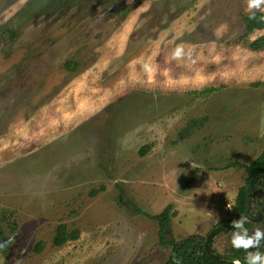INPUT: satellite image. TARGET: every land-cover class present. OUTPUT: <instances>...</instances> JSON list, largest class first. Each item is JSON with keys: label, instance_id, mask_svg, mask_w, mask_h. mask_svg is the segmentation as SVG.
Listing matches in <instances>:
<instances>
[{"label": "rangeland", "instance_id": "374dc122", "mask_svg": "<svg viewBox=\"0 0 264 264\" xmlns=\"http://www.w3.org/2000/svg\"><path fill=\"white\" fill-rule=\"evenodd\" d=\"M248 14L247 0H0V264H166L146 215L170 206L176 242L230 216L247 178L230 165L264 148V51L248 49L264 26L245 35ZM59 225L77 238L53 245ZM231 247L228 231L212 241Z\"/></svg>", "mask_w": 264, "mask_h": 264}, {"label": "trees", "instance_id": "16d2710c", "mask_svg": "<svg viewBox=\"0 0 264 264\" xmlns=\"http://www.w3.org/2000/svg\"><path fill=\"white\" fill-rule=\"evenodd\" d=\"M66 1V0H64ZM62 6H65L62 4ZM95 8H99L100 4H97L93 6ZM104 8V7H101ZM129 9L125 6H120L116 8V10H112L113 14H119L120 12L126 11ZM245 22V35H248L249 33L253 32L254 30H260L264 26V13L263 12H256V15L254 17L251 16V14L245 15L243 17ZM3 31V30H2ZM3 32H8L11 37L15 36L14 31L11 30H4ZM248 49L251 51L259 52L264 51V35L256 38L252 42L248 44ZM70 62L66 63V68L69 70L71 69ZM255 85H264V80L262 82H258ZM149 149V147H144L143 149H140L139 154L140 156H144L146 154V150ZM242 166L247 174V178L245 180V186L241 187L238 191V196L236 199V206L235 210L237 212L241 213L245 210L244 208V200H245V187L248 183V181L258 175H263L262 178H259L252 186L250 191V198H252L253 195H256L258 192H264V148L260 152V154L249 164L242 165L241 163H232L230 167L234 166ZM197 169H194L195 175ZM194 180V177H190L185 183L184 186H189ZM102 188H100L101 190ZM121 191V190H120ZM99 191H91L92 195H95ZM133 208L140 214H143L140 210L137 209L135 205H133ZM144 215V214H143ZM146 215V214H145ZM174 212L171 213L170 206H166L159 214L154 216L146 215L148 218L155 221L158 225V237L160 240V243L164 246H170V254L167 259V264H224L220 261H214L211 259L210 255L207 254V252L204 249L203 246V239L198 236H189L183 239H180L178 242L176 241H168L167 240V234L170 232V223L172 217H174ZM2 227L0 226V238H2L3 243L6 245L8 242L5 240L2 232ZM77 238V233L70 232L67 230L65 225H59L54 233L52 244L55 246H60L67 242L68 240H73ZM40 249V245H36L35 251L38 252ZM234 251V250H233ZM238 257V260L241 261V264L246 263L244 260H242L241 255L235 254L231 260ZM222 261V260H221ZM228 264H232L231 262Z\"/></svg>", "mask_w": 264, "mask_h": 264}, {"label": "clouds", "instance_id": "9594fccd", "mask_svg": "<svg viewBox=\"0 0 264 264\" xmlns=\"http://www.w3.org/2000/svg\"><path fill=\"white\" fill-rule=\"evenodd\" d=\"M247 10L251 16L256 15V11L264 12V0H247ZM183 54L182 47L178 46L172 53L173 59H178ZM248 222L247 215L234 219L229 232L231 246L235 249H245L246 264H264V251H260L261 242L264 241V224L257 226L251 231L245 227ZM248 249H253L248 251Z\"/></svg>", "mask_w": 264, "mask_h": 264}, {"label": "flooded vegetation", "instance_id": "af4514ba", "mask_svg": "<svg viewBox=\"0 0 264 264\" xmlns=\"http://www.w3.org/2000/svg\"><path fill=\"white\" fill-rule=\"evenodd\" d=\"M251 191V190H250ZM238 196V195H237ZM237 196H236V199H237ZM255 196L256 195H253L252 196V198H250V195H249V204H248V207H247V209H246V207H245V200H244V208H245V210L243 211V212H241V213H239V212H237V210H235V207H234V209H233V211L231 210V207H230V205H227V207H225L226 208V211H229V210H231L232 212L231 213H229L230 214V216L229 217H227L226 219H224V220H222L221 222H219V223H217L216 225H215V227L206 235V237L205 238H202L203 239V246H204V244H205V242H206V239H207V236L211 233V232H213L214 231V234L210 237V239L208 240V249H209V253L207 252V254L208 255H210V257H211V259H213L214 261H220V262H222V263H224V262H226V263H224V264H228V263H232V264H241V261L240 260H238V257H236V258H234L233 260H231L232 259V257L235 255V254H237L238 256L239 255H241L242 256V260H244L245 261V256H246V251L247 250H245V249H235V248H233V247H231L230 248V253L228 254V255H226V256H222V255H218V254H216V252H214L213 251V249H212V241H213V239L217 236V235H219L220 233H222V232H230L231 231V228H230V224H231V222L234 220V219H237L238 217H240V216H244V215H247V217H248V222L246 223V225H245V227H247L250 231H251V229H250V224L249 223H260L261 221H263L264 220V209H263V206H264V203H260V204H258L257 205V207L259 208L258 210H257V213L255 214V215H252V213H251V211L253 210V202H254V199H255ZM235 206H236V203H235ZM191 236H195V235H191ZM189 237V236H188ZM183 239V238H182ZM170 247V246H169ZM204 249H205V247H204ZM262 249V250H261ZM261 249H259L260 251H264V242H263V246H262V248ZM234 250V251H233ZM253 249H248V251H252ZM211 255H213V256H217L218 258L217 259H215V258H213ZM222 260V261H221ZM167 264V263H166ZM244 264H246V263H244Z\"/></svg>", "mask_w": 264, "mask_h": 264}, {"label": "water", "instance_id": "95a60500", "mask_svg": "<svg viewBox=\"0 0 264 264\" xmlns=\"http://www.w3.org/2000/svg\"><path fill=\"white\" fill-rule=\"evenodd\" d=\"M263 175H258V176H255L253 178H251L246 187H245V207L247 209L248 207V204H249V195H250V190L253 186V184L259 179V178H262ZM214 234V231L211 232L208 236H207V239H206V242L204 244V247H205V250L209 253V249H208V240L210 239V237ZM213 258L217 259L218 257L217 256H213L211 255Z\"/></svg>", "mask_w": 264, "mask_h": 264}]
</instances>
